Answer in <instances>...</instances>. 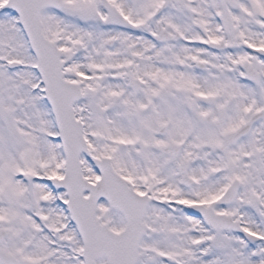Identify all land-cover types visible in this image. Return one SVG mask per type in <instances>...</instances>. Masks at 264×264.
Instances as JSON below:
<instances>
[{
	"label": "snow or ice",
	"instance_id": "1",
	"mask_svg": "<svg viewBox=\"0 0 264 264\" xmlns=\"http://www.w3.org/2000/svg\"><path fill=\"white\" fill-rule=\"evenodd\" d=\"M0 264H264V0H0Z\"/></svg>",
	"mask_w": 264,
	"mask_h": 264
}]
</instances>
